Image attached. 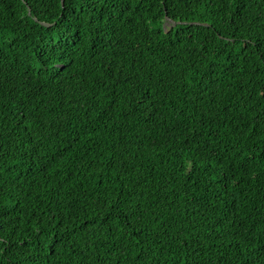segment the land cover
<instances>
[{
	"label": "trees",
	"instance_id": "16d2710c",
	"mask_svg": "<svg viewBox=\"0 0 264 264\" xmlns=\"http://www.w3.org/2000/svg\"><path fill=\"white\" fill-rule=\"evenodd\" d=\"M0 264H264V0H0Z\"/></svg>",
	"mask_w": 264,
	"mask_h": 264
},
{
	"label": "rangeland",
	"instance_id": "374dc122",
	"mask_svg": "<svg viewBox=\"0 0 264 264\" xmlns=\"http://www.w3.org/2000/svg\"><path fill=\"white\" fill-rule=\"evenodd\" d=\"M171 22L170 21H168V23L167 24H170ZM170 26V25H169Z\"/></svg>",
	"mask_w": 264,
	"mask_h": 264
},
{
	"label": "water",
	"instance_id": "95a60500",
	"mask_svg": "<svg viewBox=\"0 0 264 264\" xmlns=\"http://www.w3.org/2000/svg\"><path fill=\"white\" fill-rule=\"evenodd\" d=\"M168 20L171 22L172 20L168 18Z\"/></svg>",
	"mask_w": 264,
	"mask_h": 264
},
{
	"label": "clouds",
	"instance_id": "9594fccd",
	"mask_svg": "<svg viewBox=\"0 0 264 264\" xmlns=\"http://www.w3.org/2000/svg\"><path fill=\"white\" fill-rule=\"evenodd\" d=\"M169 21V20H168Z\"/></svg>",
	"mask_w": 264,
	"mask_h": 264
}]
</instances>
